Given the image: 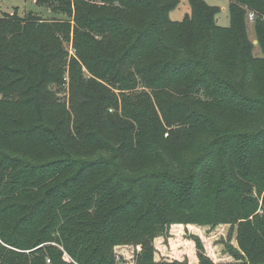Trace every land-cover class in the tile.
I'll list each match as a JSON object with an SVG mask.
<instances>
[{
	"label": "trees",
	"instance_id": "obj_1",
	"mask_svg": "<svg viewBox=\"0 0 264 264\" xmlns=\"http://www.w3.org/2000/svg\"><path fill=\"white\" fill-rule=\"evenodd\" d=\"M36 2L53 16H0V264H118L120 243L193 264L155 239L197 223L237 227L245 261L220 264H264V0H230V27L204 0L181 21L178 0Z\"/></svg>",
	"mask_w": 264,
	"mask_h": 264
},
{
	"label": "rangeland",
	"instance_id": "obj_2",
	"mask_svg": "<svg viewBox=\"0 0 264 264\" xmlns=\"http://www.w3.org/2000/svg\"><path fill=\"white\" fill-rule=\"evenodd\" d=\"M180 3L170 12V18L173 20L181 21L187 14L191 12L189 0H178ZM209 5L219 8V13L216 15V22L222 27L232 26V19L230 13V0H204ZM18 13L20 16H25L29 12L39 14L45 18L53 16L52 10L38 4L36 0H0V16L5 13L14 14ZM249 27V35L255 44L254 52L261 54V49L258 48V39L254 31V24L247 20ZM127 45V40L125 41ZM68 50L70 54L75 53L72 45H69ZM68 80V78H66ZM133 89H126V92H143L148 94L154 103V108L157 109L160 116L163 115L162 109L156 104L157 100L154 99V88L134 85ZM66 94L58 93L61 101L69 105V87L66 84ZM57 90V89H55ZM161 108V107H160ZM31 111L32 109H28ZM184 224H172L167 228V232L163 236H158L155 239V259L157 261H175L187 259L192 263V258H198L196 250V242L192 236L198 237L204 245L206 254L213 260L214 263H235L243 262L242 258L234 254L233 248L239 250L238 241L236 239L237 227L231 224H220L214 226L213 224H192V226ZM231 246H234L233 248ZM39 246L32 249L35 252ZM31 251V249L29 250ZM141 251V245L129 244H116L114 246L115 257L118 264H126L128 258L135 259L136 254ZM28 252V251H27ZM119 256V257H118ZM125 260V261H124ZM199 259H197V262Z\"/></svg>",
	"mask_w": 264,
	"mask_h": 264
},
{
	"label": "built area",
	"instance_id": "obj_3",
	"mask_svg": "<svg viewBox=\"0 0 264 264\" xmlns=\"http://www.w3.org/2000/svg\"><path fill=\"white\" fill-rule=\"evenodd\" d=\"M255 19H256V13L252 10H250L248 13H247V20L251 23H254L255 22ZM119 257V256H118Z\"/></svg>",
	"mask_w": 264,
	"mask_h": 264
},
{
	"label": "crops",
	"instance_id": "obj_4",
	"mask_svg": "<svg viewBox=\"0 0 264 264\" xmlns=\"http://www.w3.org/2000/svg\"><path fill=\"white\" fill-rule=\"evenodd\" d=\"M197 259H198V258H192V263H193V264L198 263V262H197Z\"/></svg>",
	"mask_w": 264,
	"mask_h": 264
}]
</instances>
